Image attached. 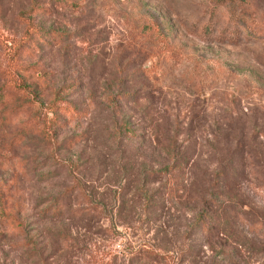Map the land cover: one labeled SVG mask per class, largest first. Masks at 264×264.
I'll return each instance as SVG.
<instances>
[{"label":"rangeland","instance_id":"obj_1","mask_svg":"<svg viewBox=\"0 0 264 264\" xmlns=\"http://www.w3.org/2000/svg\"><path fill=\"white\" fill-rule=\"evenodd\" d=\"M0 97V264H264V0H0Z\"/></svg>","mask_w":264,"mask_h":264},{"label":"trees","instance_id":"obj_2","mask_svg":"<svg viewBox=\"0 0 264 264\" xmlns=\"http://www.w3.org/2000/svg\"><path fill=\"white\" fill-rule=\"evenodd\" d=\"M28 27H30V29L29 28L27 29L28 32L26 33L25 39H27L28 42H34V41L40 40V38L42 36L39 35L37 28L34 25H29V24H28ZM51 110H52V116L49 118V124H50L48 126L49 131H51V129H50L51 124L55 125L58 123L57 118L59 116L63 115V116L71 117V116H75L77 114V110L71 105L70 106H64V107H53V108H51ZM3 118H4V121L5 120L7 121L8 115H4ZM12 140H15V137L12 138ZM72 144H74V143H72ZM199 231H202V232L206 231V227L203 224H201Z\"/></svg>","mask_w":264,"mask_h":264}]
</instances>
